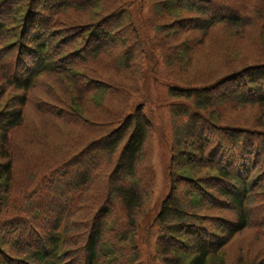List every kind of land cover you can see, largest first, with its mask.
Returning <instances> with one entry per match:
<instances>
[{"label": "rangeland", "instance_id": "obj_1", "mask_svg": "<svg viewBox=\"0 0 264 264\" xmlns=\"http://www.w3.org/2000/svg\"><path fill=\"white\" fill-rule=\"evenodd\" d=\"M12 1H18L22 5L20 0ZM69 1L80 2V0ZM155 1L158 0H108L107 6L110 9L117 4L119 15L125 12L131 13L137 28L133 27V30L129 26L125 31H119L116 35L120 47L108 57H102L101 61H95V64L92 60L82 62V65L69 73L72 82L66 77L64 79L62 76H53L46 72L36 78L34 88L30 92H23L9 85L0 75V119L5 117L8 111L18 107L21 94H25V101L28 102V105L24 106L25 122L13 132L11 140V146L20 150V159L16 160L17 175L14 176L16 183H21L23 180L35 183L36 174L43 176L49 172L47 168H40L38 160L40 155H53L54 150L62 155L67 154L64 159H69L80 153L91 141L120 128L124 118L137 107L148 116H153V121L151 119L153 129L144 153L150 158V162L148 161L146 165L154 172L149 209L148 207L145 210L136 209L134 214L136 221H139L130 226L129 217L123 208L119 204L114 205L115 208L109 212L111 217L108 221L105 220L106 231L96 264H190L195 250L191 247L187 227L191 228L190 232L194 230L193 227H204L214 241L236 217L235 208L208 209L201 206V210L197 209L198 215L193 211L189 213L191 216L188 223H192L189 226L174 221L167 223L158 221L157 214L162 201L167 196L172 183H175L174 180H179L178 187L185 202L194 206L197 203V196L194 197L192 189L200 191L205 181L209 179L212 183L211 180H215L212 175L210 176L212 172L208 173L201 167L191 170L194 173L193 177L197 179L186 181V185L180 181L181 176L177 173H167L165 164L173 154L170 147L175 129L171 112L179 108L193 110L190 100L171 97L168 87L171 85L196 87L200 94L224 96L226 89L234 85L235 88H239L242 73L251 68L255 70L263 68L264 0H219L226 9L233 8L237 12L242 10L240 14L245 15L247 23L237 29L228 25H217L203 36L195 29L201 20L198 15L175 12L171 9H167L165 15L150 14ZM32 2L33 0H28L27 3L26 0L24 6L14 4L19 8L12 11V20L16 21L21 13L31 10ZM102 4L104 3L93 4L82 15L61 11L60 17L51 16L52 27L55 29L51 37H56V41L59 42L52 48L50 43L48 44L46 57L49 60L45 65L64 66L73 63L74 58L84 59L87 52L84 54L82 52L93 38L88 39L85 45L79 42L72 43L70 42L72 32H65L64 29L72 25H93L99 22L109 11L108 7H103ZM168 4L169 0H166L163 5L168 6ZM53 5V11L55 8L58 9L54 1ZM170 6L174 5L170 3ZM4 7L8 9L6 5L0 6V9ZM38 13L47 17L50 15L40 9ZM150 16L154 17L153 22L149 21ZM23 25L30 26L26 23ZM158 29L163 30L161 34L158 33ZM140 30H143L144 34L138 38L136 31ZM19 33L18 43L21 49L25 40L22 32ZM124 35L126 39H123ZM130 39L133 41L130 42ZM127 42H130V48L134 50L132 69L128 67L119 70L113 67L111 61L122 59L123 48ZM62 54L66 56L59 60ZM24 62L26 63L22 67L28 71L33 70L37 63L29 60ZM18 65L14 71H17ZM141 71L146 78L148 77L144 85L145 90L142 87ZM131 82H139L140 91L138 86L137 93L124 94V104L120 101L123 106L118 107L108 102L111 97L118 99L121 95L115 91L119 92L122 85L128 88ZM148 94L150 99L145 102ZM213 100L215 107L210 106L197 112L199 120L185 117L184 123L194 119L199 125L207 124L214 128L208 134L212 143L219 140L221 142V137L227 139L228 134L236 137L247 133L246 139L253 142L249 146L248 153L254 155L248 171L243 175L245 178L248 177L245 195L248 198V194L252 192V197L254 196L251 200L252 206L256 207L254 210H258V213L249 222L248 228L233 237L221 251L212 254L206 264H264V106L233 107L222 97L220 102L214 97ZM45 106L51 110H45ZM106 106L109 109L105 111ZM54 114L61 117L64 123H59V119L55 118ZM74 122L75 125L70 124ZM56 129H59L61 137L59 133L52 134ZM159 132L163 133V136ZM211 142L206 139V144ZM185 150V146L181 144L175 147L174 152L179 155L184 153L186 159L192 161L198 157L195 153ZM22 152L28 153V157H36L37 161L24 162ZM198 161L202 164V160ZM39 186L40 184L38 188ZM212 186L214 185L211 184ZM97 189L102 190L98 187ZM104 190H95L92 193L78 191L75 197L70 198L66 221L63 224L61 220L59 223L61 229L56 230L60 234V242L58 256L52 260L53 264H89L85 251L87 231L90 220L97 213L101 200L99 196L106 194ZM206 192L202 194L209 199V194H205ZM5 195L0 196V208L4 207ZM5 208L1 210L2 213L0 212V264H32V259L26 251L37 246L30 243L32 241L26 233L29 230V234L39 239L40 236L48 234L46 232L48 228L51 231V221L48 218L47 222H41L42 228L34 227L36 220L23 210H15L9 214ZM108 211L109 208L102 214L105 215ZM7 224L11 232L7 230ZM175 229L178 232H175ZM179 236L181 237L178 238ZM42 242L47 243V241ZM169 243L176 248L170 247ZM18 248L22 250L21 253ZM164 248H167L166 253Z\"/></svg>", "mask_w": 264, "mask_h": 264}, {"label": "trees", "instance_id": "obj_2", "mask_svg": "<svg viewBox=\"0 0 264 264\" xmlns=\"http://www.w3.org/2000/svg\"><path fill=\"white\" fill-rule=\"evenodd\" d=\"M53 1L57 3L56 7H58V9L55 8V11H53ZM164 1L153 2L150 14L155 13V15H158L162 13L165 15L167 9L175 12L196 14L201 20L195 29L202 36L217 25H228L237 29L244 26L246 22L245 15L240 14L242 10L237 12L233 8L232 10L230 8L226 9L219 0H169L168 6L163 5ZM25 2L26 0H20L21 5L18 1L0 0V6L6 5L8 7V9L5 7L0 9V75L9 85L23 92H30L34 88L36 78L46 72L51 73L53 76H62L64 79L68 78L72 82L73 79L69 73L79 67L82 62L92 60L95 64V61H101L102 57H108L120 47L118 45L120 41L116 35L119 31H125L129 26L133 30L137 28L136 22L133 21L134 16L131 13L125 12L123 15H119L117 4L110 9L107 6L108 0H80V2L33 0V8L31 10L21 13L16 21L12 20V11H16L19 8L14 6V4L24 6ZM97 2H103L102 6L108 7L109 11L105 13L107 16L93 25H72L64 29L65 32H72L70 33L72 34V37H70V42L72 43L79 42L81 45H85L88 39L93 38L82 52L83 54L87 52L84 59L74 58L73 63H68L64 66L45 65L49 60L46 57V47L50 43L52 48L59 42L58 40L56 41V37H51V34L55 31L52 27L53 20L51 16L60 17L61 11L63 13L71 11L82 15L90 6ZM170 3L174 6H170ZM39 9L50 15L48 17L43 14L40 15L38 13ZM149 18V21L153 22L154 17L150 16ZM59 19L61 20V18ZM24 23L30 24V26L23 25ZM19 30L25 40L21 49L19 48L20 43H18L20 41ZM162 31L158 29L159 34ZM136 32L139 35L138 38L144 34L143 30ZM134 35L136 34L134 33ZM123 39H126V35H124ZM67 41L69 42V40ZM131 41L133 40L130 39ZM130 42L125 43L126 46L123 48L124 55L121 60L112 59L111 62H113L114 68L120 70L130 67L132 69L134 50L130 48ZM140 43L139 45L142 46ZM143 52L145 54L144 50ZM65 56L66 54H62L59 60ZM26 60H29V62L37 61L36 67L30 71L23 68L22 66L26 63L24 62ZM107 61L109 62V60ZM17 65V71H14ZM140 76H142V87L144 88L148 77L144 76V72L140 73ZM33 78L34 81L31 84L30 82ZM138 86L139 82H131L128 88L122 85L119 88V92L115 91L121 96L118 99L111 97L108 102L114 103L118 107L123 106L120 101L124 104V94L137 93ZM235 87L234 85L226 89L224 96H212L218 102H220V97H222L225 102L232 104L233 107H263L264 67L256 70L251 68L249 71L242 73L241 85L239 88ZM199 92L196 87L190 88L180 85L168 87V93L171 97L190 100L193 110L179 108L177 111L171 112L175 128L172 136V147H170L173 154L167 161L165 169L167 173L180 175V181L185 185L186 181L188 182L194 178V173L191 170L198 167L207 170L208 173L212 172L210 176L212 175L215 180H211L212 183L209 179L205 181L203 183L205 185L200 191L192 189L194 197L196 198L197 196L195 206L185 202L186 200L183 199V194H180V188L178 187L180 184L179 180H174L175 183H172V187L164 201H162L157 219L162 223L174 221L185 223L189 226L192 224L188 223L191 216L189 213L193 211L198 215L197 209L201 210V206L208 209L214 207L220 209L235 208L236 217L229 222L219 238L214 241L204 227H193L194 230L191 232V228L187 227L191 247H194L195 250L193 251L190 264H206L212 254L221 251L233 237L248 228L249 222L258 213V210H254L256 207L253 208L252 206L253 202L251 200L254 198V196L252 197V192L248 194V198L245 195L248 177L245 178L243 175L248 171L251 158L254 155V153L252 155L248 153L249 146L253 142L246 139L245 134L247 133L239 134L236 137L228 134L227 139L221 137V142L219 140L212 143L209 139L211 136H208V134L214 128L209 127L207 124L206 126L199 125L194 119L184 123L185 117H194L199 120L196 115L198 114L197 112L210 108V106L215 107V102L211 95L200 94ZM248 92L250 94H247ZM25 98V94H21L18 100V107L8 111L7 115L0 119V196L6 194L4 196V207L1 206L0 212L5 207L9 214L15 210H23L28 216L36 220V225H33V223L32 225L40 228H42L40 226L42 221L47 222V219H50L51 231L48 228L46 230L48 234L37 239L36 236L28 233L29 230L26 233L29 236V240L32 241L30 243L33 246H37L26 251L29 258L32 259V264H48L39 248H45L53 256L58 253L59 246L56 242L55 231L61 229V225H59L61 220H63V224L66 221V214L69 212V210L67 211V206L70 203V198L75 197L78 191H90L92 193L95 190L102 191L106 188L104 190L106 194L99 196L101 200L97 213L90 220L85 246L86 260H88L89 264H96L98 252L106 231L105 220L108 221L111 217L109 212L115 208L114 205L119 204L123 208L129 217L128 224L130 226L139 221H136L135 218L136 209L145 210L148 207L150 192L154 183V172L146 165V163L150 162V158L146 157L147 155H144V153L145 145L147 146L153 129V116L150 113V116H148L141 108L137 107L124 118L120 128L91 141L83 147L80 153L71 156L69 159H64L67 154L62 155V153H56L54 150L53 155H40L38 159L40 168H47L49 172L43 176L36 174L35 183H30L26 180L16 183L14 176L17 175L16 164L18 159H20V150L11 146V140L13 132L25 122L24 106L28 105ZM149 99L150 95L148 94L145 102ZM38 108L40 109V107ZM107 108L106 106L105 111ZM44 109L51 110L48 106H45ZM54 116L59 119V123H64L61 117L55 114ZM105 116L109 117V115ZM70 124L75 125L76 122ZM57 133H59V129L53 131L52 134ZM159 134L163 136V133L159 132ZM59 137H61L60 133ZM205 138L211 144H206ZM181 144L185 146V151H189L192 154L195 153L198 157L192 161L186 159L184 153L179 155L174 152L175 147ZM22 155L24 156V162H28L27 160L37 161L36 157H28V153L22 152ZM142 157L145 158L142 159ZM198 160H202V164ZM211 184L214 186L211 187ZM97 187L102 188V190H98ZM204 192L209 194V199L203 196L202 193ZM108 208V213L102 214ZM73 211L74 208L72 209ZM6 228L11 232L9 224L6 225ZM175 232H178V230L175 229ZM175 234L179 235L178 233ZM42 241H47V243L44 244ZM168 245L176 248L173 244L169 243ZM18 250L21 253L22 250L20 248ZM163 250L164 253L167 252V248Z\"/></svg>", "mask_w": 264, "mask_h": 264}]
</instances>
